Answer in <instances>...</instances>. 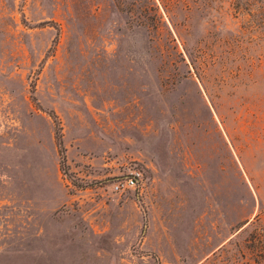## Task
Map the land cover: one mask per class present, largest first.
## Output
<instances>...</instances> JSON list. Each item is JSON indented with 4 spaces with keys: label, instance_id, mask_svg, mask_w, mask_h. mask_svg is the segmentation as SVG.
I'll use <instances>...</instances> for the list:
<instances>
[{
    "label": "rangeland",
    "instance_id": "obj_1",
    "mask_svg": "<svg viewBox=\"0 0 264 264\" xmlns=\"http://www.w3.org/2000/svg\"><path fill=\"white\" fill-rule=\"evenodd\" d=\"M0 264H264V0H0Z\"/></svg>",
    "mask_w": 264,
    "mask_h": 264
},
{
    "label": "built area",
    "instance_id": "obj_2",
    "mask_svg": "<svg viewBox=\"0 0 264 264\" xmlns=\"http://www.w3.org/2000/svg\"><path fill=\"white\" fill-rule=\"evenodd\" d=\"M143 178V173L134 169L129 171L126 175L119 177L114 183V190L116 192H124L130 189H135L139 186L140 181Z\"/></svg>",
    "mask_w": 264,
    "mask_h": 264
},
{
    "label": "trees",
    "instance_id": "obj_3",
    "mask_svg": "<svg viewBox=\"0 0 264 264\" xmlns=\"http://www.w3.org/2000/svg\"><path fill=\"white\" fill-rule=\"evenodd\" d=\"M57 117V116H56ZM58 140L60 143V148H61V164H62V168L64 169L65 172H67L68 170V163H67V157H66V148L63 144V137H62V133L60 132L58 134Z\"/></svg>",
    "mask_w": 264,
    "mask_h": 264
}]
</instances>
